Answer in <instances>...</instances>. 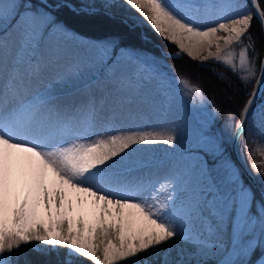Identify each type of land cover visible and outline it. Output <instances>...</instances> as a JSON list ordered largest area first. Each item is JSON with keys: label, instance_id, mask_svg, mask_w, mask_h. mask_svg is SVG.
Segmentation results:
<instances>
[{"label": "snow or ice", "instance_id": "obj_1", "mask_svg": "<svg viewBox=\"0 0 264 264\" xmlns=\"http://www.w3.org/2000/svg\"><path fill=\"white\" fill-rule=\"evenodd\" d=\"M122 3L177 46L176 58L221 63L245 87L255 80L239 119L228 110L223 121L237 140L247 126L253 143L264 60L257 76L250 30L254 19L264 30V0H251L252 11L240 0ZM117 6L100 0L109 15ZM61 8L98 11L96 0H0V264H20L25 247L63 250V264H264V191L257 198L230 159L185 155L176 127H116L167 114L173 89L213 123L223 106L115 38H83L54 14ZM255 116L264 139V106ZM206 143L223 156L218 138ZM158 144L168 146L161 156L141 147ZM259 155L251 175L264 185V146Z\"/></svg>", "mask_w": 264, "mask_h": 264}, {"label": "trees", "instance_id": "obj_2", "mask_svg": "<svg viewBox=\"0 0 264 264\" xmlns=\"http://www.w3.org/2000/svg\"><path fill=\"white\" fill-rule=\"evenodd\" d=\"M33 1L38 3V0ZM47 2L51 3L53 8H55V4L63 3L64 0H47ZM67 2L80 3L79 0H67ZM240 2L249 5L246 0H240ZM261 5L264 8V3ZM97 8L98 11L93 14L81 15H75L69 9L61 8L55 11V15L80 33L99 40L115 38L120 45L162 58L165 66H167L171 73L181 76V78H187L191 84L202 87L207 97L213 99L216 104L223 106L221 116L213 123L212 129L217 133L225 149L231 155L228 138L231 135V131L223 128V121L226 118L225 114L228 110H232L237 113L236 119L238 120V112L243 107V102L248 98V91L253 87V83H249L245 87L237 75L233 74L221 63L213 60L205 61L203 65L198 60L189 58L186 54H181L178 58L175 55L171 56L169 52L178 51L177 46L156 34L134 10L117 6L113 10L114 15H109L103 8ZM250 34L255 40V47L259 53V58L254 59V63L258 69L264 54V36L261 26L256 19L253 20ZM255 56L256 53L249 51L250 59ZM215 70L223 72L224 76L218 74L219 72ZM220 77H226L231 86ZM221 86L232 90V94H234L232 95V101L220 97L219 87ZM245 155L247 156L246 153ZM256 196L258 197L257 194ZM51 252V254H38L35 248L25 247L23 254L19 257V261L27 260L29 261L27 264H63V258H59L54 251ZM84 261L86 260L82 262Z\"/></svg>", "mask_w": 264, "mask_h": 264}, {"label": "rangeland", "instance_id": "obj_3", "mask_svg": "<svg viewBox=\"0 0 264 264\" xmlns=\"http://www.w3.org/2000/svg\"><path fill=\"white\" fill-rule=\"evenodd\" d=\"M80 1V0H79ZM33 3H35L33 1ZM51 5V3H48ZM57 5V4H55ZM54 5V6H55ZM97 7H100V0H96ZM118 6L125 7L126 9H129L126 5H123L122 0H118ZM102 8V7H100ZM114 10V9H113ZM131 10V9H130ZM249 10V9H248ZM250 11V10H249ZM81 36L85 39L94 40L93 38L86 37L85 35ZM134 50V49H130ZM237 53L239 51L238 48H236ZM137 51V50H136ZM141 56L148 55L150 58L154 59L156 61L157 67L166 73L170 78L173 76L167 69V66L162 62V58H156L154 56H150L148 53H142L137 51ZM151 62V60H150ZM221 74L222 73H218ZM176 76V75H175ZM254 81V79H253ZM252 81V82H253ZM251 82V83H252ZM220 97L225 100L232 101V90L228 89L227 87L221 86L219 87ZM173 104L171 107V110L165 114V115H145L141 119H135V120H128V121H122L116 124V127H125V128H135L139 129L141 131H162L168 126L176 127L177 132L179 133V136L181 138V144L182 148L185 150V155L193 154L198 155L205 159L210 165L212 164H219L223 159H230V161L234 164V166L240 171L241 169L238 168V166L235 164L233 159L229 156V154L226 152V149L219 139V142L222 145V152L223 156H213L212 153V146L206 143V140L208 137H216V133L212 131V124L213 122L210 119L209 111L201 108L199 106V102L197 101L195 104L191 103L190 101H187L183 97H181L178 93L175 92V89H173ZM264 106V94L260 95L253 105L252 111L249 115L250 121H253L252 123V131L255 134L254 142L249 145V135H248V128L246 126L245 132H244V143L243 147L245 145H249L247 149H245V153L247 154L248 160L251 163L257 162L260 163L261 157L259 155V149L264 146V139H261L260 133H259V118L255 116V113L258 111V109ZM211 106H209V109ZM132 125V126H131ZM242 147V148H243ZM150 149L152 152L157 155L161 156L165 152L168 151V146L163 144L158 145H151ZM202 149V150H200ZM207 151L210 153L208 156V153L203 152ZM242 175V173H241ZM243 177V176H242ZM259 179V177L257 178ZM244 183L247 184L244 180ZM249 185V184H247ZM250 186V185H249ZM263 189H264V185ZM183 247V245L180 242H177L175 245V248L172 250L171 258L173 260L177 259L176 255V249ZM34 248V247H33ZM59 258L64 259V253L63 250L61 251H54ZM51 251L47 252H41L38 251V254H51ZM152 259V258H149ZM86 260L84 258H81V261ZM87 261V260H86ZM27 260H21L20 264H27ZM153 264H156L155 260L153 261Z\"/></svg>", "mask_w": 264, "mask_h": 264}, {"label": "water", "instance_id": "obj_4", "mask_svg": "<svg viewBox=\"0 0 264 264\" xmlns=\"http://www.w3.org/2000/svg\"><path fill=\"white\" fill-rule=\"evenodd\" d=\"M247 1H249V3L251 4V0H247ZM263 60H264V58H263ZM231 138H232V140H231V148L230 149L233 152L234 159L236 160V162L240 166V169H242V171L244 172L246 177L250 180V182H252L254 190H256L257 193L260 195L261 192L264 191L263 186L261 185L259 180L256 179L257 177H254L251 175L250 166L247 164V162L243 159V156H241V154H240V148H239L240 147V145H239L240 139L237 140L234 137H231ZM84 264H91V263H84Z\"/></svg>", "mask_w": 264, "mask_h": 264}, {"label": "bare ground", "instance_id": "obj_5", "mask_svg": "<svg viewBox=\"0 0 264 264\" xmlns=\"http://www.w3.org/2000/svg\"><path fill=\"white\" fill-rule=\"evenodd\" d=\"M132 126V125H131ZM135 129V128H134ZM141 147H144V148H148L150 149L151 145L150 146H141Z\"/></svg>", "mask_w": 264, "mask_h": 264}]
</instances>
